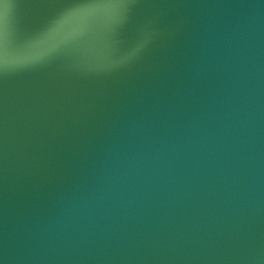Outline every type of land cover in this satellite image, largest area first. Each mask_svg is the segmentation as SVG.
<instances>
[{"label":"water","instance_id":"water-1","mask_svg":"<svg viewBox=\"0 0 264 264\" xmlns=\"http://www.w3.org/2000/svg\"><path fill=\"white\" fill-rule=\"evenodd\" d=\"M0 264H264V0H0Z\"/></svg>","mask_w":264,"mask_h":264}]
</instances>
